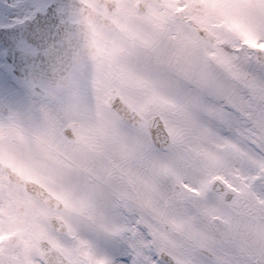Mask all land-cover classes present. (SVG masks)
Masks as SVG:
<instances>
[{"label":"snow or ice","instance_id":"6c2138e0","mask_svg":"<svg viewBox=\"0 0 264 264\" xmlns=\"http://www.w3.org/2000/svg\"><path fill=\"white\" fill-rule=\"evenodd\" d=\"M0 264H264V0H0Z\"/></svg>","mask_w":264,"mask_h":264}]
</instances>
